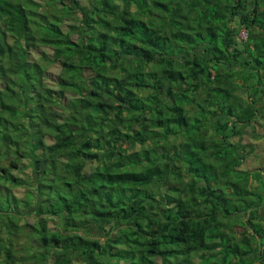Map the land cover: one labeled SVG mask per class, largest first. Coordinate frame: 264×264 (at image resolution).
<instances>
[{
  "label": "trees",
  "instance_id": "16d2710c",
  "mask_svg": "<svg viewBox=\"0 0 264 264\" xmlns=\"http://www.w3.org/2000/svg\"><path fill=\"white\" fill-rule=\"evenodd\" d=\"M263 139L264 0H0V264H264Z\"/></svg>",
  "mask_w": 264,
  "mask_h": 264
},
{
  "label": "rangeland",
  "instance_id": "374dc122",
  "mask_svg": "<svg viewBox=\"0 0 264 264\" xmlns=\"http://www.w3.org/2000/svg\"><path fill=\"white\" fill-rule=\"evenodd\" d=\"M72 25H74L73 21H71ZM66 31H70L71 29L68 27V25H66L65 27ZM78 33H74L73 34V38L76 39L77 38ZM241 39H243L244 37H246V31L243 30L240 34ZM244 71V70H243ZM257 116V115H256ZM211 129H213L214 127L211 126ZM258 144H260V148L261 150L264 151V139L263 140H259ZM260 151V149H259ZM255 158L257 159V155H255ZM260 165L264 168V156L262 158H260L259 160ZM14 173H18L16 170L13 171ZM29 172V171H28ZM14 193L19 197V198H23L24 197V190L21 188H15L14 189ZM193 264H202L200 258L196 255L193 256ZM257 264V263H254Z\"/></svg>",
  "mask_w": 264,
  "mask_h": 264
},
{
  "label": "clouds",
  "instance_id": "9594fccd",
  "mask_svg": "<svg viewBox=\"0 0 264 264\" xmlns=\"http://www.w3.org/2000/svg\"><path fill=\"white\" fill-rule=\"evenodd\" d=\"M246 39H247V32H246ZM246 39H243V40H246Z\"/></svg>",
  "mask_w": 264,
  "mask_h": 264
},
{
  "label": "built area",
  "instance_id": "2783aa9c",
  "mask_svg": "<svg viewBox=\"0 0 264 264\" xmlns=\"http://www.w3.org/2000/svg\"><path fill=\"white\" fill-rule=\"evenodd\" d=\"M243 39H246V37H244Z\"/></svg>",
  "mask_w": 264,
  "mask_h": 264
}]
</instances>
